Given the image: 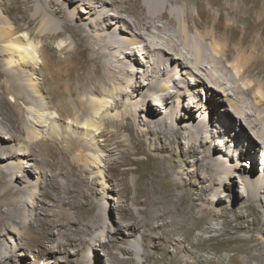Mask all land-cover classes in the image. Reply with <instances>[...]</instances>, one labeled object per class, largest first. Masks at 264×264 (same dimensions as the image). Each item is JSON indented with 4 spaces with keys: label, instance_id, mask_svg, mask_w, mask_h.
<instances>
[{
    "label": "bare ground",
    "instance_id": "6f19581e",
    "mask_svg": "<svg viewBox=\"0 0 264 264\" xmlns=\"http://www.w3.org/2000/svg\"><path fill=\"white\" fill-rule=\"evenodd\" d=\"M183 1L186 2L185 7ZM75 3L88 5L89 13L96 14L97 19H89L87 23L78 22L77 5L72 8ZM193 3L197 4L196 15L191 12ZM0 6L12 17L16 31L30 29L27 37H15L17 32L9 30L7 18L0 17L3 24H0V48L4 49L0 51V100L4 102L5 95L10 96L14 116L10 124L0 119L1 237L3 231L11 230L19 236L18 247H24L26 241H30L29 245L43 247L55 242L53 236L57 230L56 241L63 240L49 251L44 248L39 250L40 255L61 253L70 256L74 253L79 256L84 248H100L111 256L109 264H130L131 258L126 257V254H139L146 258V264L155 256V242L158 241L178 249L182 259L179 264H191L189 256L205 240V234L209 236L208 241L225 236L223 229L218 227L225 213L223 209L208 204L206 190L198 191L184 173L165 170L162 178H172L170 188L159 186L157 177L144 179L133 198L136 209L124 208L123 231L126 230L129 236L140 235L143 249L136 251L129 246H122L116 253L106 251L107 244L102 242L105 235L102 229L105 231V228L90 213V195L93 193L90 166L88 163L82 166L73 158L74 152L78 151L84 156L90 147L71 132L74 126L85 129L94 151L99 150L100 145L94 133L105 137L102 150L106 154L103 158L116 169L127 164L128 154L145 143L146 139L151 141L156 151L166 150L167 142L182 145V140L201 141V149L196 150L195 164L203 185L209 182L215 185L218 175L223 172L231 177L248 179L247 171L242 168L247 164L238 162L245 158L250 162L248 166L252 172L256 169L259 172L254 178L255 183L246 187L243 207L249 209L257 206L258 209L255 210V222L250 224L249 215H243L242 220L246 224L237 231L250 233L259 229L264 213V167L261 169L256 165L260 153L264 158V0H168L167 3L163 0H3ZM56 23L77 38L76 46L73 49L69 45L62 46L60 42L58 46L64 56L55 65L45 60L39 64L37 69L42 76V83L35 85L37 88L38 84L45 85L50 89L60 117L52 113L36 114L31 110L26 122L22 103L32 101L36 105L38 102L34 99L35 94L21 81L30 75L31 64H38L37 54L46 59L49 47L40 46L33 39L36 36L51 39L63 35L65 31H60ZM38 24L41 27L35 30ZM116 29L126 36L118 35ZM139 43H143L145 48L137 55L147 56L149 61L143 78L138 80L134 62ZM121 55H124L122 61L119 59ZM119 61L121 64H118ZM173 64L198 76L175 71ZM174 71L175 74L190 75L187 80L204 87L206 98L209 102L213 101V105L208 108L205 103H199L202 97L196 96L190 85H181ZM144 80L148 83L142 84ZM77 84H83L79 88L82 92L111 94L113 101L105 98L88 100L90 111L98 121L88 116L89 110L83 107V103L79 101L82 113L77 114L66 99V96L73 95ZM112 84L118 85L114 89L116 93L107 89ZM130 91L149 100L154 97V91L163 92V98H158L155 110L148 108L146 113H142L143 108H136L127 100L123 113L112 114L120 102L116 96H129ZM222 96L229 98L227 102L231 109L226 104L223 106L226 100ZM186 99L192 101L188 102L185 112L172 109L174 103L184 107ZM156 109L161 113L156 114ZM198 109H204L200 122L196 121ZM213 109L215 118L221 124L220 129L215 131L212 127ZM247 109L254 112L255 120ZM0 116H3L1 108ZM63 116L74 117V122L65 131L59 123ZM184 119L185 132L182 130L183 125H180ZM48 120H51L48 137H40L37 126ZM240 122L243 125L242 134L234 132L224 136L226 129ZM123 132L129 134V143L120 137ZM230 135L237 141L234 144L237 151L230 149ZM63 142L66 145L62 146ZM219 143L221 151L231 152L229 161H235V165L226 164L222 168L217 163L221 161L216 156V145ZM14 144H24L31 156L40 158L36 163L41 175L48 176L47 171L50 172L47 195L51 204L60 209L59 214H50V209L30 201L26 202L27 208L22 209L18 197L32 188V183L27 180L30 171L26 168L30 166L13 162L16 154L22 153L21 148L17 149ZM188 148H191L190 144ZM256 151L259 154L256 155ZM224 162L226 159H223ZM119 172L122 174L120 184L124 187L123 192H130V169H121ZM238 209L232 206L229 211L240 213ZM72 210L76 213L74 216L70 213ZM42 211H45V216H41ZM25 219L30 223H39L40 233L36 237L20 233L18 228ZM150 247L156 252L152 253ZM211 253L212 257L206 260L209 264H264V240L251 239L247 246L232 245L226 249V253L216 249H212ZM86 256L94 257L91 253ZM0 264L30 262L15 257L12 250L0 246ZM80 264L92 263L83 260Z\"/></svg>",
    "mask_w": 264,
    "mask_h": 264
},
{
    "label": "rangeland",
    "instance_id": "374dc122",
    "mask_svg": "<svg viewBox=\"0 0 264 264\" xmlns=\"http://www.w3.org/2000/svg\"><path fill=\"white\" fill-rule=\"evenodd\" d=\"M3 0H0V2ZM164 3H167L168 0H163ZM77 5V11L76 14L78 15V22L80 23H87L89 19L91 20H96L97 15L94 13H89V7L88 5L85 4H79L75 3L72 5V8ZM183 7L186 6V2H182ZM197 4H192L191 5V12L196 15L198 13L197 10ZM213 11L217 12V10ZM0 17H5L8 20V27L9 30L13 32H17L15 37H27V35L30 33V29L27 30H15V23L12 19V17L5 11L1 9L0 6ZM89 17V18H88ZM1 25H3L0 22ZM38 26V27H37ZM35 28V30H38L41 25L38 24ZM57 28L62 31L64 30V27L61 26V24L56 23ZM103 27V24L101 25ZM11 28V29H10ZM65 31V30H64ZM9 32V31H8ZM116 33L122 37H125L126 34L121 32L119 29H116ZM34 37L33 41L36 42L37 44L39 43L40 46L42 45H47L48 51H47V57L46 59H42L39 57V54L36 56L38 59V64H31V69H29L30 75L25 77L21 83L23 85L25 84L26 87L30 91H32L35 94L34 99L38 102V104H33V102L29 101L27 104L26 103H21L23 104L22 107L24 108V120L27 122V117L29 114V111L33 110L35 113H44V114H49L52 113L57 117H60V113L58 109L56 108L55 103L52 100V93L50 89H48L45 85L38 84V88L36 87L35 83H42V76L39 72V69H37L44 60L47 62H50V65H55L58 63V60H60L64 54L61 52L60 48L58 45L61 42L62 46H71V48H75L77 38L73 36V34L70 31H65V33L57 38H51V39H44L43 37ZM127 44V42H126ZM54 46V47H53ZM31 50L32 46H29ZM145 46L143 43H139L136 48V59L134 62L135 69L137 70L136 75H138V80L139 78H143V73L147 70V62L149 61V57L147 56H139L137 53H141L140 50L144 49ZM4 49L0 48V51L3 52ZM35 51V49L33 50ZM36 54V52H35ZM119 54V53H118ZM124 55L120 56V61H122V57ZM144 57V58H142ZM54 61V62H53ZM118 62V64H121V62ZM143 61L145 63H143ZM47 62V63H48ZM53 62V63H52ZM173 68L175 71H183L186 73H193L195 77H197V73L195 72H190L189 70H185L183 67L176 66L173 64ZM172 68V70H173ZM174 71V76L177 78L178 82L181 85H190L192 89H194V94L197 96L202 97V101L199 103H205L208 108L213 105V101L209 102L207 100V95H206V89L202 86L196 85L195 82H191L187 80V78L190 75H181V73H176ZM6 78V77H5ZM5 78L2 79V81L5 80ZM137 77L135 76L134 79ZM35 79V80H34ZM137 80V79H136ZM143 81V80H142ZM148 82L144 80L142 84H147ZM165 83V82H164ZM41 85V86H40ZM91 85V84H90ZM82 85H76V89L73 93V95L66 96V99H68L69 103L73 108H75L77 114H81V109L79 105V101L83 103V107L86 108V110H89V115L93 119H96L94 115H92V112L90 111L88 100L89 99H108L112 100L111 94L109 92H104V93H97L94 92H88L84 91L82 92L80 87ZM90 87L89 85H87ZM115 86V87H114ZM118 85L112 84L111 86H107V89L112 92ZM200 89V90H197ZM37 91V92H36ZM132 91V90H131ZM130 91L129 96H116L117 99H119V104L116 110L112 112V114H115L118 112V114H121L124 112V106L125 102L129 100L128 102L132 103L134 107L136 108H143L142 113H146V110L148 108H151L155 110V103H157L158 98H163V92H158L154 91L152 94L154 97L152 100H149L147 97L142 96L139 93H132ZM114 93L116 91L114 90ZM108 94V95H107ZM5 101L0 100V108L3 113V116H0V119L3 120L5 124H10L9 121L12 119L14 116L11 111V100L9 95H5ZM222 99L226 100L224 102V105L228 108L231 109L229 103L227 102L229 98L226 96H222ZM165 100V99H164ZM192 101V99H186L185 100V106L178 107L175 103L171 105L172 109L177 110L178 112H185V109L187 110V105L188 102ZM221 107V106H220ZM247 112L251 115L252 119L255 120V117H253V111L247 109ZM34 113V114H35ZM161 113V111H160ZM159 110L157 112L156 109V114H160ZM197 117L196 121L200 122V116L204 114V109H198L197 110ZM212 113L214 115L213 122L214 125L213 131L219 130L220 129V122L215 118V110H212ZM37 114V113H36ZM209 115V112L207 113ZM4 117V118H3ZM64 120V121H63ZM84 120H82L83 122ZM74 122V117H67L63 116L62 119L59 121L61 124V129L62 130H67L69 128V124ZM186 122V119L180 123V125H183V123ZM51 120H48V122L43 123L40 126L38 125V129L40 130V137H48V134L50 132L51 128ZM242 124L245 126V122L242 120ZM185 124L182 126V130L185 132ZM241 122L236 123L234 126L230 127L229 129H226L224 136L227 137L229 136L230 133H238L242 134ZM28 127V125H27ZM246 129L250 132L251 130L247 125L245 126ZM112 130V129H111ZM71 132H74L76 136L80 137L82 139V142L86 141L90 147L89 150L86 151L84 156H81L80 152H74L73 153V159L76 161L78 164L87 165V163L90 166L91 173L89 174L90 177V183L91 187L93 190V193L90 195V208H91V216L94 220L102 222V225L105 228V231L102 229L104 237L102 239V242H105L107 244V247L105 248L106 251L116 253L118 252L119 248L122 246H129L130 248L134 250H142L143 245L141 244V237L140 235L136 236H129L127 231H123V221L125 218V207H130L133 210L136 209V206L133 204V198L135 197L137 193V188L141 184L144 179H155L157 177V181L159 182V186L164 187L165 189L170 188L172 183V178L168 180V178L163 179V171L165 170H173L176 173H184L186 177L190 180L192 184L196 186L198 191L201 189L206 190V196L205 199L208 200V204L211 206L218 207L220 209H223V212L225 213V217L220 218V227L223 229V235L221 237H216L215 240H209L208 241V234H205V240L200 242L196 248V251L194 254L189 256V261L191 264H209L206 260L212 257V249L220 250L226 253V249L229 246H247L251 243L252 240H264V213L261 216L260 219V225L259 229L253 230L250 233H241L238 232L237 230L241 225H245L246 223L243 222V215H249L248 222L250 224L254 223L256 220V213L255 210L257 206H254L255 208H249L245 209L243 207L246 202V187L253 185L255 183L254 178H257L256 174L259 172V169L255 170L252 172V169L249 168L248 165H250V162L248 160H245V158L240 159L238 162L241 163H246L247 165H243L242 168L245 169L246 176H248V179H242L239 177H231L226 174V172H223L218 175L217 177V183L214 185L213 183H207L206 185H203L201 183L202 177L201 175L197 174L196 170V161H197V156H196V150L201 149L202 142L199 140H188L187 142L182 140V145H179L177 143H168V147L164 151H156L153 149V146L151 145V141L147 140L145 143L142 145L137 146L134 148L127 156V164L124 166H117L118 169L113 167V164L109 161H107L105 158H103V155L106 154V152H103L102 148L103 145L105 144V137H102L99 135L98 132H95L94 135L96 136V142H98V148L99 150L94 151V148L92 149V142L91 138L89 135H87L85 132V129H79L76 128L75 126L71 129ZM244 135H241V137ZM121 138L127 139L128 143L130 141L129 134L127 132H123L122 135L120 136ZM26 139V136L23 137ZM230 149L233 151L234 149L237 151V148L234 147V144L237 143L235 137L230 135ZM191 142V143H190ZM6 144H11V143H6ZM191 145V148H188V145ZM66 145L65 142H63L62 146ZM221 143L219 145H216V149L218 148V153H216V156L220 157L221 161L217 162L222 168L226 167V164L230 165H235V161H229L231 159V152L228 151H221L219 148ZM17 149L21 148V154L17 155L13 158V162L15 164H28L30 167H27L30 171V175L27 174V180L32 183V188L26 192V194L21 195L18 197V200L20 203H22V209L25 210L27 208V201L33 202L34 204H39V206H42L44 209H50L49 212L50 214L60 213V209L57 206H54L51 204V200L49 199L47 193H48V185L50 182V172H48V176H43L39 172V166L36 163L37 156H31L29 151L25 148L24 144L23 145H15ZM11 145V147H14ZM102 146V147H101ZM232 146V147H231ZM124 149V147H121ZM261 149V148H260ZM262 149L264 151V147L262 145ZM234 151V152H236ZM80 153V154H79ZM255 154H259V151H256ZM99 156V157H98ZM223 159H226V162L223 163ZM81 160V162H79ZM256 165L260 167L261 169L264 167V158H262L261 153L258 155L256 159ZM262 163V164H261ZM4 165H6V162H4ZM94 165V166H93ZM121 169H130V174L128 175V180L130 182V192H123L124 187L121 183L122 180V174L119 172ZM162 171V172H161ZM252 172V175H250ZM250 175V176H249ZM49 180V181H46ZM254 180V181H253ZM220 183V184H219ZM204 186V187H202ZM33 191L35 194H33ZM46 192V194H45ZM215 198H217L215 200ZM125 205V206H124ZM235 206L239 208L238 210L240 213H234L230 212L229 209ZM258 209V208H257ZM70 213L74 216L76 213L74 210L70 211ZM45 216V211H42V215ZM263 226V227H262ZM20 233L26 234L29 233L33 237H36L40 233V225L39 223H30L28 219H25L24 222L20 224V228H18ZM19 231L17 233H19ZM56 234L53 236L54 240L58 238L57 230H55ZM227 232V233H225ZM123 233V235H122ZM198 234V231L195 232ZM225 233V234H224ZM2 237L0 236V246H5L12 250V253L14 256L17 258H22L30 264H70L72 260L73 264H80L81 261H86V262H91L92 264H109L111 260V256L107 255L102 249L98 248H84L82 250V253L79 256H76L71 254L70 256L61 254V253H55V254H44L40 255L39 250L45 249L48 250L51 249L53 246L57 245L59 241L63 239H58V241L55 240L54 243H47L43 247L35 246V245H29L28 242L24 244V247H18V238L19 236L15 234V231H3L2 232ZM129 236V237H128ZM253 236V237H252ZM123 237V238H122ZM251 237V238H249ZM152 238V237H151ZM125 239V241L123 240ZM244 239V240H243ZM152 240V239H151ZM205 241V242H204ZM157 245V252L155 249H152L151 247L149 250L156 254L152 258V261H147L146 264H179V261L181 259V254L179 253L178 249L175 248V246H170L167 245L166 243H161V242H155ZM213 244V245H212ZM91 253L94 255V257H87L86 254ZM232 254V252H229ZM17 254V255H16ZM126 257L131 258V263L130 264H145L144 261H146V258L141 257L139 254H134L132 256H129L128 254L125 255ZM194 256V257H193ZM92 259V260H91ZM97 259L100 261L97 262ZM102 260V261H101ZM216 260V258H215Z\"/></svg>",
    "mask_w": 264,
    "mask_h": 264
}]
</instances>
